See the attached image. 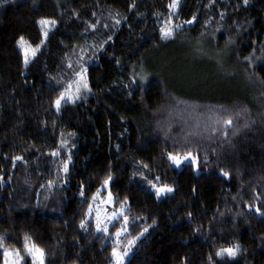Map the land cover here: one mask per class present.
Masks as SVG:
<instances>
[{
  "label": "trees",
  "instance_id": "1",
  "mask_svg": "<svg viewBox=\"0 0 264 264\" xmlns=\"http://www.w3.org/2000/svg\"><path fill=\"white\" fill-rule=\"evenodd\" d=\"M171 3L0 0V264L5 248L33 264L26 236L44 249L45 264H115L118 246L88 215L109 175L134 231L152 225L126 264H210V255L211 264H264V216L249 209L264 204V0ZM41 20L55 21L47 37ZM168 27L175 31L164 39ZM209 36L213 48L234 47L230 63L247 70L241 85L212 81V64L177 46ZM21 37L37 47L27 65ZM175 52L186 68L175 79L137 69L160 58L167 71ZM249 56L262 61L249 68ZM82 67L91 91L57 112L55 100ZM186 150L199 153L198 172L167 159ZM141 173L175 190L159 199ZM237 243L236 257L215 255Z\"/></svg>",
  "mask_w": 264,
  "mask_h": 264
},
{
  "label": "rangeland",
  "instance_id": "2",
  "mask_svg": "<svg viewBox=\"0 0 264 264\" xmlns=\"http://www.w3.org/2000/svg\"><path fill=\"white\" fill-rule=\"evenodd\" d=\"M44 26V31H49L52 28V24H47V25H43ZM217 38H215L214 36H209L208 38H204L200 41H194L190 38H184L182 39L177 46L179 47H183L189 50V52H187V56H190L192 53V51H195L196 56L199 59H204L207 62L211 63L213 67H208V69L212 72V76H209L210 79H212V81H215L217 79H226L229 80L231 83H234L235 81H237V85H241L240 81L238 78L241 79V83L242 78L244 77V74L246 75L247 70H239L236 67L232 66V64L230 63L231 57L234 54V47H229L225 50H218L216 48H213V42L216 40ZM213 41V42H212ZM20 48L22 50L23 55L25 56V49H28V59L29 61L31 59H33V55L31 53L32 49H37V47H33L31 45H29L28 43L24 42V46L21 47L20 44ZM170 53V51H168ZM163 54V58L167 57V53ZM168 53V54H169ZM36 55V54H35ZM171 55V54H169ZM172 55H174V57L171 59V61L173 62V65H169V70L164 71L163 67L161 66V61L160 58H153L152 60H150L149 63H144L142 64L143 67H139L137 68L139 70V72L141 71V74H145V72L148 71V69H152L154 68V70L160 72L161 74L165 75L168 79L169 78H174L175 79V75L178 71H180V74H183L184 71L183 69H186L185 66L177 60L179 53L175 52ZM177 56V57H176ZM261 59H258V61H254L251 64L249 63V68H253L254 64H258L259 62H261ZM145 67V69H144ZM150 67V68H149ZM142 70L143 73H142ZM166 72V73H165ZM244 73V74H243ZM188 74V73H187ZM172 75V76H171ZM140 80L141 76H137ZM242 77V78H241ZM147 79V78H146ZM238 79V80H237ZM143 82V81H142ZM75 88L76 86L70 91V93H75ZM219 87L215 86L212 87V91L216 92V90H218ZM221 90V89H220ZM79 95V94H78ZM67 100V99H66ZM185 165H191L190 162H185L184 164H182L179 168L174 167L176 169H182ZM196 169V168H195ZM196 172H198V170L196 169ZM153 192L155 193L154 189H152ZM110 191V182L107 186H102L99 193L96 195V199L94 200L93 204L91 205V215L89 216V222L94 224V228L95 231L98 232L99 234L105 236L107 239H109L113 244L118 246V250L123 251L122 248H125V246L127 245V242L137 236H139V239L136 240L135 245L132 247L131 251L128 253V255L124 258V264H126V262L128 261V259L133 255L136 245L139 241H141L149 232L150 228L152 227V225L150 226H143L141 229H139L138 231H134L136 229V225H134V221H132L130 219V216L127 214L128 211V206L127 204H125L124 206V210L123 213H121V205H117L116 204V199L113 196L114 202L113 203H107V199H108V192ZM103 192V193H102ZM169 194H166L164 196H161L159 199H162ZM97 213H99L100 215V220H101V227H108V232L105 233L103 231H97L96 230V217H97ZM113 213H117V216L115 219H109V217L112 216ZM124 216L128 217L127 220V224H125V221L123 219ZM121 228L126 229V231L122 232L121 235L119 236V238H117V236L115 235V233L120 230ZM144 229H147L146 232H144ZM134 232V233H132ZM143 232V235L141 236L140 233ZM227 255V254H225ZM30 256V255H29ZM31 257V256H30ZM32 258V257H31ZM36 264H39V262L37 261ZM115 264H117L116 259H115Z\"/></svg>",
  "mask_w": 264,
  "mask_h": 264
},
{
  "label": "snow or ice",
  "instance_id": "3",
  "mask_svg": "<svg viewBox=\"0 0 264 264\" xmlns=\"http://www.w3.org/2000/svg\"><path fill=\"white\" fill-rule=\"evenodd\" d=\"M244 3L247 4L248 0H244ZM180 4V0H172V3L168 5L169 8L172 9H177L179 7ZM134 6V5H133ZM195 17L192 18V20H188L185 21V23H193L195 22ZM221 19H223V14H221ZM41 25H47L50 23H55V21H49V20H41L39 22ZM117 24L120 23L119 20L116 21ZM93 28L95 27V25L92 26ZM105 27H107V25H105ZM175 27H182L181 25H176ZM161 34L163 36L164 39H168L170 37L173 36L175 28L173 27H168V28H162L161 30ZM48 33L47 31L44 32V36L47 37ZM108 39H111V36L108 37ZM20 44L21 47L24 46V39L23 37L20 38ZM37 49H32L31 53L33 56H35ZM261 51L264 52V48H261ZM253 52H255V49L253 50ZM246 60H248V62L251 64L253 57L249 56V57H245ZM259 59V58H257ZM29 62L28 59V49H25V56H24V64L27 65ZM69 67H71V65H69ZM87 73V68H81L79 71L75 72V76L77 77L75 84H76V88H75V93H70L68 91V89L72 88V84L70 83L68 85V88L65 89L64 91H62L60 93V95L58 96V98L55 100V108L57 110V112H59L60 108H61V104L62 101H66L67 100H71L73 103H75V100L79 98V93L81 91V89H85L88 91H91V89L88 86V81L86 79V74ZM146 79L145 77L141 78ZM225 123L227 125H231L233 122L231 119H228L225 121ZM226 135V134H225ZM118 147V146H117ZM53 155H58V153H52ZM14 161L15 160H22L23 157L17 156L13 158ZM69 160H71V156L69 155L68 157ZM167 159L171 162L172 165H174L175 167L179 168L182 164H184L185 162H190V164L192 166H194L197 170H199L200 168V158H199V153L196 152L194 153L191 150H186L183 154L181 153H173V152H168L167 153ZM208 157L205 155L204 156V162L207 163ZM144 168H148V165L145 164L143 165ZM68 164L65 163L64 167H63V171L64 172H68ZM222 174L225 177L229 176V173L226 171H223V169L221 170ZM141 176L143 177V173H141ZM147 183L151 186L152 189H154L155 191V195L157 198H160L161 196H164L166 194L172 193L175 189L174 187L170 186L169 184L166 183H162L160 182V177L156 176L154 178V180H148L147 177H143ZM0 179H2V177H0ZM112 177L109 175V177L104 181V186H107L109 184V182L111 181ZM193 191H195V189H193ZM80 195L83 196L84 195V191H83V186H81V192ZM257 199H259V194L257 193ZM97 197L96 195H94L92 197L93 200H95ZM114 199L112 196L111 191L108 192V199H107V203H113ZM125 204H127V201L125 200L124 204L121 205V213H123L124 210V206ZM255 208V212L259 213L260 215L264 216V211H262V207H264V204H258V205H249V209ZM88 215H91V205H89V212ZM189 215H191L189 213ZM117 216V213H113L111 217H109V219H115ZM125 224H127V220L128 217L124 216L123 217ZM86 224V221H81L80 223V227L84 228ZM96 230L97 231H103L105 233L108 232V227H101V220H100V215L99 213H97V217H96ZM126 231V229L121 228L120 230H118L115 235L117 236V238H119V236L121 235L122 232ZM147 229H144V232H146ZM197 231H199V229H197ZM140 235H143V232L140 233ZM139 239V236L129 240L127 242V245L125 246L123 251L118 250L117 248H113L112 250V256L115 257L117 264H124V258L128 255V253L131 251L132 247L135 245L136 240ZM3 237H0V247H4L3 244ZM24 251L27 252L28 255H30L32 257L33 260V264H36V262L38 261L39 264H45V251L43 248L38 247L34 242H32L30 240L29 237H25V241H24ZM241 251V246L237 243L232 245L231 247L228 248H221L219 251H217L215 253V255L217 257H222L225 254H227V256L229 257H236ZM209 262L211 264L212 262V256L210 255L208 257ZM24 261V256L21 255V250L20 249H14V250H9L7 248L4 249V264H22V262Z\"/></svg>",
  "mask_w": 264,
  "mask_h": 264
}]
</instances>
